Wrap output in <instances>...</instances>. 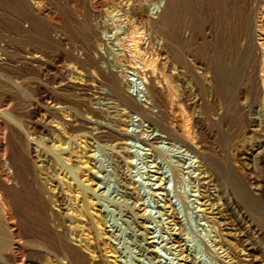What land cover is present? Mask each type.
Segmentation results:
<instances>
[{
	"label": "bare ground",
	"instance_id": "1",
	"mask_svg": "<svg viewBox=\"0 0 264 264\" xmlns=\"http://www.w3.org/2000/svg\"><path fill=\"white\" fill-rule=\"evenodd\" d=\"M114 1L0 0V264H125L100 207L96 141L121 187L114 202L156 245L143 231L132 138L155 167L178 264H264V0H149L150 27L130 14L146 0ZM165 144L194 161L172 172L180 183L192 172L201 232L168 192Z\"/></svg>",
	"mask_w": 264,
	"mask_h": 264
},
{
	"label": "rangeland",
	"instance_id": "2",
	"mask_svg": "<svg viewBox=\"0 0 264 264\" xmlns=\"http://www.w3.org/2000/svg\"><path fill=\"white\" fill-rule=\"evenodd\" d=\"M119 1H122V0H115L114 2H112V3H116V6L118 9L121 7V6H119V5H121V3ZM148 1L149 0H146L143 2H138V1L136 2L135 1L134 4L132 5L131 11H130L131 15H136L139 19H143L147 26H149V24H150L149 22H151L150 20L152 19V15H151V9H152L151 5L152 4H151V1L150 2H148ZM202 4L201 5L199 4L200 6L197 5V7L195 8V11H196L195 15L196 14L201 15L204 12L206 14L208 13L209 10H207L208 9L207 7L209 5L206 2L204 3L206 5V7L204 6V4L203 5ZM197 8L199 11L201 10V14L197 10ZM202 10H203V12H202ZM207 27H208V25L205 24V28H207ZM199 37L200 36H198L197 41L201 38V37L200 38ZM200 41H201V39L199 40V42ZM129 74H130L129 75L130 84L131 85L133 84V86H132L133 88L136 87V88H134V90L136 92H139L142 90V88L144 89L145 85H144L142 78L135 71H133L132 73L130 72ZM137 90H139V91H137ZM135 117H136V118H134L135 123L139 122V121H137V119H138L137 117H139V116H135ZM134 126H135V124H132V127H134ZM130 141H131L129 143V145H131V146H129L130 150H131V148L133 149V150H131V152H132V156H131V160H132L131 170L132 171H131V174L133 173L132 175L136 179L135 180L136 181V191H138V192H136V194H138L137 195L138 197L140 196L139 198L141 200H139V201H140L141 205L144 207V208L142 207L143 210L145 209L144 211H146V213L148 211V213L151 214V215H148V213L146 214L147 218H146V223H145L146 225L149 223L148 227L150 226L149 227L150 229L148 228L149 230H147V231L144 229L143 231H144V233H147V235H149V236L151 234H154V236L152 235L153 236L152 238L155 239L153 244H156V243L157 244L156 245H149V243H145L142 240V236L139 234V231H134L132 225H130L131 224L129 222L130 217L126 214V212L122 208H120L121 206L119 204L117 205V203L114 202L115 198L116 197L118 198L121 195V194H118V192L119 193L121 192V187H120V184H119L117 177L114 173V168H113L114 164H113L112 158L110 157V154L106 152L107 150L104 149V147L102 146V144L100 142L99 143L101 145H99L96 141L95 145H94L95 147H94L93 152L95 153V158H96L95 162L97 163V165H99L98 166L99 178L101 180V187H100L99 191L101 193L100 202L102 205L100 204V207L103 209V213H105L104 214L105 217H107L106 219L108 221L109 228H111V229L113 228L112 231L114 230L113 231L115 233L114 235H116V236H114V238L116 237L115 241L116 242L118 241V244L122 250L121 251V255L123 258L122 263H125V264H178V258L175 259L176 255L173 252H171L170 248L168 249V247H169L168 246L169 243L167 240L168 235H166L167 232L165 231L166 228L164 227L165 226L164 224H166V220L163 217L162 212H160L161 210L159 209L160 207L158 206L159 201H157L160 199L161 196L158 195L159 198L157 197V193L155 191L156 190L155 187L157 185L154 184L156 179L154 180L153 176L151 175L152 173H154L153 170L155 167L153 166V164H151L150 161L148 162V157L146 156V150H145L146 146H144L145 144L140 139L132 138ZM168 145L169 144H165V146L167 147L166 149H168L166 151L169 154L166 153L167 156L165 155L163 160L161 157L159 158V162H161L160 165H161V167H163V171L165 172V174H167V180L169 177H170L169 182H171V180L174 179L173 180L174 182H171V183H168V181H167V186L170 184V186H169L170 188L169 187H168L169 189L167 188L168 192L169 191L171 192L170 196L172 197L174 204L177 206L178 212L180 214L179 216H180L181 221H183V224L186 223L185 226L187 228L190 225L192 227V228H188V230L190 229V231H192V230L197 231L199 229V231L201 232L203 230V227L201 230H200V228H201V225L203 223L204 218L199 216V214L196 213L197 211L194 210L195 208L192 207V206H194V203H192L194 201L192 200V197H191L192 196L191 192H193V190H192L193 184L190 180H188V179H191V176L189 177V175H191V173L194 171L193 169L195 166L192 165V164H194V161L191 158V154L188 153L186 150H184V148L182 150V147H180V146H171L170 147ZM177 147L178 148L180 147L181 149H178ZM0 152L3 153V148H1ZM186 152L188 153L189 157L186 155L187 154ZM184 155H186L188 159ZM165 158L166 159L168 158L167 159L168 161L170 158V162H168ZM189 159L191 160V163H189L190 162ZM179 161L181 164H184V165L186 164L187 166L191 165V166H189V168H186V170L187 169L189 170L191 168L190 170L192 172H190V173L186 172L185 173L186 179L183 178V181H185L184 183H183V181H181V183H180V181L175 180V177L173 174L174 172H172V171H174V168H173L174 165H172V164L179 163ZM150 169H153V170H150ZM185 174H184V176H185ZM187 176L189 178H187ZM154 178H155V176H154ZM1 189L2 188H0V191L2 193H0V196L5 198V193ZM187 195H189V196L187 197ZM110 197L111 198L114 197L112 201L110 200L111 199ZM185 198L186 199L188 198V200L185 201ZM191 204H192V206H191ZM191 208H193V209H191ZM192 210H194L195 212ZM163 221H165V222H163ZM199 221L200 222L202 221V223H200ZM204 222H205V220H204ZM198 224H199V226H198ZM195 225H197V226H195ZM193 226H195V227H193ZM197 227H198V229H197ZM150 231H152L153 233ZM191 235H193V233ZM194 236H192V237L195 238V240H196L195 242H197L198 245L202 246L203 244H201V243H203V242L201 240H199V238L197 237L199 235H196V233H195ZM196 237H197V239H196ZM200 239H201V237H200ZM166 243H168V244H166ZM145 244H146V246H150L152 248H154V247L156 248L158 246L157 247L158 251L155 253L153 252L151 255V252L145 250L146 247L143 246ZM21 246H22V244L21 245L18 244L17 247L15 248V251H16L15 256H16L18 262H20V263H22L24 259L27 260V258L25 257V255H26L25 248H23L24 246H22V247ZM142 246L144 247V249ZM203 246H202V248H203ZM203 253L207 254V252H204V251H203ZM206 254L204 256L209 257V254L208 255H206ZM153 256H155V257H153ZM158 259H159V261H157ZM25 260H24V262H26ZM173 261H174V263H173Z\"/></svg>",
	"mask_w": 264,
	"mask_h": 264
}]
</instances>
